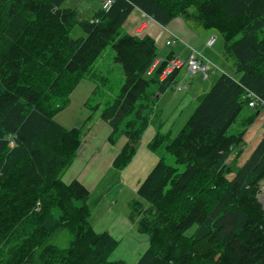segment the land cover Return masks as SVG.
I'll list each match as a JSON object with an SVG mask.
<instances>
[{
    "label": "trees",
    "instance_id": "16d2710c",
    "mask_svg": "<svg viewBox=\"0 0 264 264\" xmlns=\"http://www.w3.org/2000/svg\"><path fill=\"white\" fill-rule=\"evenodd\" d=\"M65 2L0 0V264H124L108 261L117 241L90 225L89 191L60 178L84 131L54 117L111 45L124 84L100 119L110 144L126 139L112 166L121 171L132 162L157 116L158 95L174 90L179 73L160 81L170 57L158 59L148 36L120 33L134 9L164 27L181 18L215 31L223 59L240 73L221 74L172 140L158 133L148 144L154 151L165 143L175 166L160 158L129 203V218L148 237L135 264H264V133L235 172L227 163L262 115L244 96L264 101V0H113L91 20ZM74 26L85 37L72 39ZM246 109L257 112L228 134ZM61 231L71 235L65 249L50 244Z\"/></svg>",
    "mask_w": 264,
    "mask_h": 264
},
{
    "label": "crops",
    "instance_id": "0c3cea01",
    "mask_svg": "<svg viewBox=\"0 0 264 264\" xmlns=\"http://www.w3.org/2000/svg\"><path fill=\"white\" fill-rule=\"evenodd\" d=\"M104 1L105 0H66L65 7L75 9L79 13L80 20H91L95 12L102 9ZM144 22L146 23V26L140 29L141 24ZM122 30H124V33L129 35L134 34L138 37L148 36L152 38L156 42V46L158 49V59L160 60H166L168 57L172 56H177L180 59L184 60L188 57L191 49H195L196 51L201 53L202 56L205 57L208 61L214 63L218 69H224V67H226L223 63V61L225 60L220 53V47L216 49V54L214 55L212 53L215 51L211 52L210 50H208L212 49L216 44L215 34L217 33L212 30L203 29L196 25H191L181 18L174 19L164 27L156 23L150 17L146 16L140 10L134 9L124 23ZM211 37H215V42L211 47H208L206 46V42ZM171 38H175L176 42L171 46H166L165 41H168ZM184 75V71H180L176 74L174 87L179 84L184 85L183 91L180 92L183 94V96L181 97V100L178 101L176 108L168 113L167 121H169L175 113L180 112L182 104H185V101L191 103L190 99L188 98L191 93L195 92L193 94V101L194 103H197L203 99L204 95L209 89V87H207V89H204L200 86L199 83H196L197 81H199V77L189 79L187 77H184ZM233 78L238 79L239 76H235ZM169 91L175 92L174 90H168L165 93L158 95V99L160 98L161 100L158 103V106L156 104V112L158 111L159 105H161L162 100L166 99V93ZM166 111L167 108L162 107V110L160 112L161 114L158 115L159 117L153 120L159 124L158 127H155L154 125L151 128V125L153 123L151 122L150 126L146 129L140 140L137 153L134 156L132 162L120 172V179L128 188L130 195L133 193L136 196V191L139 184L145 179L150 170L153 168V165L158 161L155 155H150L148 151V144L156 134H162L164 125L163 123H161V121H163ZM255 112L257 111L251 110V115L255 114ZM259 120H262L260 118V115L256 119L252 120V123L247 128L246 134L244 136V140L247 136L248 138L252 137L251 140L254 145H256L262 133H264V125L260 129H255L259 124ZM110 132L111 130L108 125L101 119L94 125H90L89 127H87L84 130V135L79 148L80 153L78 152L79 154H77L76 158L73 160L70 166L62 171V173L60 174V178L65 184H69L72 181L76 180L89 191V196L87 199L88 208H90V212L93 209L97 214V218L91 217L90 224L91 222L93 224H91V226L95 230L94 225H97V220L102 221L103 229H106L102 232L111 233L113 237H116V235L120 236L125 229L122 225V221H125L127 223V226L129 225L128 222H130L132 223L133 228L136 227L135 221L132 222L129 218V215L123 216V218L116 220V217L111 216L109 212V209L113 205L111 204L112 200H118V198L122 194H124V187L123 189L118 191H106L105 197L101 196L98 199L92 200L93 190H95V188L99 186L101 182H103L104 174L102 173L103 171L105 172L104 169L106 168V165H112L114 158L117 156L126 142V139L122 137L115 144H110L107 141ZM169 134L170 133H166L162 135ZM240 157H242V155ZM104 160L107 161V164L104 163ZM101 163L103 165L102 168ZM112 188L113 187H111V189ZM121 199L124 202L125 200L131 201L129 197L124 196ZM115 203H117V201ZM105 207H107L108 210H106ZM100 208L104 209L102 215H99V213L97 212ZM93 222H95V224ZM126 232L131 233L132 231L127 229Z\"/></svg>",
    "mask_w": 264,
    "mask_h": 264
},
{
    "label": "rangeland",
    "instance_id": "374dc122",
    "mask_svg": "<svg viewBox=\"0 0 264 264\" xmlns=\"http://www.w3.org/2000/svg\"><path fill=\"white\" fill-rule=\"evenodd\" d=\"M102 9H103V5H102ZM123 31L124 30L120 31V33L125 34ZM215 36H216V44L213 46L212 49H208V50H210L211 52L215 51L212 53L214 55L216 54V49L220 47L221 49L220 53L222 55L223 38L218 34H215ZM70 37L75 40L81 37H85V34L79 26H74L70 32ZM223 63L226 66L224 67V69L219 68L218 70H214L215 73L212 72L213 71L212 69L209 72L210 78L207 81L201 82L202 80L200 81L201 79L200 78L199 81H197L196 83H199L202 88L207 89V87H210L219 78L221 74H226L232 78L235 76H240V73H237L231 61H226V62L223 61ZM212 64L215 66L214 63ZM91 69H92V79L82 80L70 95V103L68 104V106L59 110V112L54 117V120L66 129L80 128L82 129V131H84L90 125H94L95 123L99 122L101 111L106 106L112 103L114 98L120 93V90L124 84L123 70L121 65L114 61V51L112 50L111 45H108L104 49V51L98 57L96 62L92 65ZM179 85L184 87V85L182 84ZM194 93L195 92L191 93L188 96L191 103L185 101V104H182V108L180 112L175 113L169 121H167L168 113L176 108L177 103L178 101L181 100L183 94L169 91L166 93V99H163L161 105H159V109L157 111V116L155 117V119H157L159 117L158 115L161 114L160 112L162 110V107H166L167 111L165 112L163 121H161V123H163L164 125L162 129V134L170 133L169 134L170 140H172L180 132V130L185 125V123L188 121L189 117L195 111L197 105L201 102L199 101L197 103H194L193 101ZM160 100H161L160 98L156 100L157 106ZM250 115H251V110L246 109L242 114V116L240 117V119L238 120V122L229 129L228 134H236L237 132H239L242 128V126L240 125L243 121L242 119ZM260 118L262 119V115H260ZM152 122L153 123L151 125V128L154 125L155 127H158L159 124L156 121H152ZM263 125H264L263 119L259 120V124L256 126L255 129L257 128L260 129L263 127ZM251 139L252 137L250 138H248V136L245 137V140L237 148V151H241L239 157L234 159H229V161L227 162L228 165L232 168L233 172H235L238 169V167L241 166V164L247 159L250 152L254 148L252 146L255 145L253 144ZM165 145L166 144L164 143L160 148L158 147L154 151L148 149V151L150 155L152 154L155 155V157H157L158 160L164 157L165 162L168 165L175 166L174 158L165 152ZM78 152L80 153V150H78ZM78 152L77 154H79ZM241 155L242 157H240ZM104 163L107 164V161L104 160ZM102 166L103 165L101 163V168ZM104 170L105 172L103 171L102 173L104 174L103 182H101L100 185L97 186L95 190H93L92 200L98 199L101 196L105 197L106 191H110V190L118 191L123 189L124 187L125 189L124 194H122L118 198V200L116 199L112 200L111 204L113 205L109 209V212L111 216L116 217V220L123 218V216L129 215L130 217V209H129L130 200H125L124 202L122 201L121 198L124 196V197H129V199L133 200L136 198V196L133 193L130 195L128 188L123 184L122 180L120 179V172H121L120 170L115 169L111 164L106 165V168ZM111 187L113 188L111 189ZM259 195L260 197L264 196V183L260 187ZM262 200H264V198H262ZM116 201L117 203H115ZM105 209L108 210L107 207H105ZM103 211L104 209L100 208L99 211L97 212L99 213V215H102ZM91 217L97 218L96 211L93 209L90 212V219ZM93 223L95 224V222ZM128 224L129 225L127 226V223L125 221H122V225L124 226L125 229L120 236L116 235V237H113V235L109 233V235L117 241L115 249L112 251V253L108 258L109 262L121 260L124 262V264H135L147 249L148 237L145 234H141L137 231L135 227L136 224L134 225L133 223L135 228H133L132 223L128 222ZM94 228L96 231H98L96 232L92 227V229L96 233H101L103 230H106L103 229L102 221H98V220H97V225H94ZM127 229L131 230L132 232L131 233L126 232ZM70 239H71V235L67 231H61L51 239L50 244H53L60 249H65Z\"/></svg>",
    "mask_w": 264,
    "mask_h": 264
},
{
    "label": "built area",
    "instance_id": "2783aa9c",
    "mask_svg": "<svg viewBox=\"0 0 264 264\" xmlns=\"http://www.w3.org/2000/svg\"><path fill=\"white\" fill-rule=\"evenodd\" d=\"M112 3L113 0H105L103 4V9L107 10ZM145 26L146 23L144 22L141 24L140 29ZM175 42L176 39L171 38L165 42V45L171 46ZM214 42H215V37H211L207 40L206 46L211 47L214 44ZM156 64L157 61L151 66V69H153ZM215 68L216 67L205 57H203L201 53H199L195 49H191L190 54L184 60L175 56L170 57L167 60V63L159 76V80L164 81L174 72L184 71L185 73L184 77H187L189 79H192L194 77H199L203 82H205L210 78L209 72ZM183 89L184 87H182L181 85H176L174 91L180 93L183 91ZM244 98L247 100V104L250 109H261L262 119L264 122V101L261 98H259L255 93L250 91H247Z\"/></svg>",
    "mask_w": 264,
    "mask_h": 264
},
{
    "label": "water",
    "instance_id": "95a60500",
    "mask_svg": "<svg viewBox=\"0 0 264 264\" xmlns=\"http://www.w3.org/2000/svg\"><path fill=\"white\" fill-rule=\"evenodd\" d=\"M262 198H264L263 196H261ZM260 196H258V201L262 204V208L264 209V200H262Z\"/></svg>",
    "mask_w": 264,
    "mask_h": 264
},
{
    "label": "bare ground",
    "instance_id": "6f19581e",
    "mask_svg": "<svg viewBox=\"0 0 264 264\" xmlns=\"http://www.w3.org/2000/svg\"><path fill=\"white\" fill-rule=\"evenodd\" d=\"M164 69V68H163ZM163 69H162V71H163ZM214 70H218V68L216 67L215 69H213V72L215 73V71ZM246 93H247V91H246ZM258 196H260V195H258ZM264 197V196H263Z\"/></svg>",
    "mask_w": 264,
    "mask_h": 264
}]
</instances>
